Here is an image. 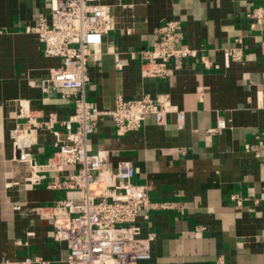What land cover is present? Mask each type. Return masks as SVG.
<instances>
[{
  "label": "crops",
  "instance_id": "0c3cea01",
  "mask_svg": "<svg viewBox=\"0 0 264 264\" xmlns=\"http://www.w3.org/2000/svg\"><path fill=\"white\" fill-rule=\"evenodd\" d=\"M99 3L111 7L112 29L101 60L88 63L86 100L103 110L117 96H165L182 113L180 122L175 112L162 123L149 115L138 131L122 135L102 118L88 137L108 169L130 162L133 182L145 187L149 201L171 206L149 211L147 219L139 213L142 236L154 241L151 257L136 264H264V18L247 17L264 0ZM38 17L49 20L47 0H0V261L64 264L67 245L54 240L52 224L37 209L80 199L81 192L48 188L63 174L33 170L19 157L28 145L24 153L45 164L65 140L62 123L74 111L71 100L43 91L60 61L43 55L31 30ZM168 20L180 22V42L196 56L171 76H145L136 51L152 49ZM231 49L240 51V61L225 62ZM115 56L125 60L120 69ZM218 120L225 128L207 133Z\"/></svg>",
  "mask_w": 264,
  "mask_h": 264
},
{
  "label": "built area",
  "instance_id": "2783aa9c",
  "mask_svg": "<svg viewBox=\"0 0 264 264\" xmlns=\"http://www.w3.org/2000/svg\"><path fill=\"white\" fill-rule=\"evenodd\" d=\"M50 18L38 17L31 29L42 44L45 57L57 58L60 66L51 68L43 82L48 95L58 93L63 100H71L74 111L62 123L65 140L57 143L51 158L37 166L21 145V161L32 169L62 173L47 184L51 189L76 190L80 199H64L51 207H39L38 215L54 228V240L65 242L68 249L64 264H136L151 257L152 234L142 236L137 224L140 212L169 209L167 203L149 201L144 186L133 182L134 169L130 162L117 163L113 169L106 166V155L93 153L88 137L97 122L109 118L120 135L138 131L147 116L162 123L165 115L176 113L180 122L182 113L176 111L165 96L154 99L144 96L125 100L117 96L111 109H97L86 100L89 84L88 63L99 62L103 55V37L112 29L111 7L99 0H47ZM257 22L264 18V8L256 7L248 14ZM180 22L165 21L158 29V40L152 49L141 47L136 52L141 59L142 74L165 78L179 70L183 61L196 52L182 45ZM225 62L240 61L238 49L223 53ZM125 60L115 56V67L122 68ZM226 124L218 120L206 132L220 133ZM50 128V126H49ZM17 132V131H15ZM264 138V129H263ZM264 168V149L261 151ZM66 171V172H65ZM65 172V173H63ZM40 179V178H39ZM37 181L38 178H35ZM0 264H45L39 258L19 261L4 260Z\"/></svg>",
  "mask_w": 264,
  "mask_h": 264
},
{
  "label": "bare ground",
  "instance_id": "6f19581e",
  "mask_svg": "<svg viewBox=\"0 0 264 264\" xmlns=\"http://www.w3.org/2000/svg\"><path fill=\"white\" fill-rule=\"evenodd\" d=\"M22 137H19V139H21Z\"/></svg>",
  "mask_w": 264,
  "mask_h": 264
}]
</instances>
